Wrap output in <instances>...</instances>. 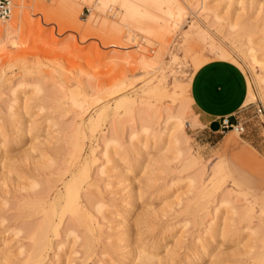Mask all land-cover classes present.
<instances>
[{"label":"rangeland","instance_id":"1","mask_svg":"<svg viewBox=\"0 0 264 264\" xmlns=\"http://www.w3.org/2000/svg\"><path fill=\"white\" fill-rule=\"evenodd\" d=\"M178 1L179 16L153 0H19L29 13L0 21V264L24 263L73 177L86 219L57 204L39 264H125L140 247L156 264H264V67L249 48L264 60V17L230 12L260 1ZM216 59L253 93L243 133L209 130L193 108V74ZM179 113L183 128L167 123Z\"/></svg>","mask_w":264,"mask_h":264},{"label":"bare ground","instance_id":"2","mask_svg":"<svg viewBox=\"0 0 264 264\" xmlns=\"http://www.w3.org/2000/svg\"><path fill=\"white\" fill-rule=\"evenodd\" d=\"M19 0H15V3H14V7H13V11L11 13V16L5 20H1V21H6L8 20L10 23L9 24H16L18 22V19L21 15L23 14H27L29 13V11H27V3H23V4H20V2L18 3ZM22 1V0H20ZM86 1H89V2H93L95 0H86ZM100 3L102 4H108V2L110 0H98ZM114 1V0H113ZM155 2V5L163 10H166L168 11L170 14H174L177 13V16L181 15L182 12V9L183 6L181 5V3H179L178 0H153ZM260 1V2H259ZM83 2V1H82ZM112 2V1H111ZM259 4L258 3H248L247 5H245V2L243 3V5L241 7L239 6H234L233 9L230 10V12L233 13H237V11L240 9H242L241 12L244 13H249L250 15H255V14H260L261 17L263 16L264 17V0H258ZM233 3V2H232ZM18 7V8H17ZM185 7V6H184ZM129 11H134V12H137V13H140L142 14L143 11H141V9H139L140 7L135 4V3H129L128 7H126ZM17 9V10H16ZM185 13V12H184ZM238 13H240V11H238ZM179 14V15H178ZM242 14V13H241ZM237 15V14H236ZM248 23V22H247ZM250 23V22H249ZM246 26V24H245ZM248 26L250 27L251 25L248 24ZM247 27V26H246ZM247 27V29L249 28ZM256 28V27H255ZM246 29V28H245ZM252 27L250 29H248V31L250 30V32L252 31L251 30ZM9 26L8 27H3L0 25V35H4L5 33L9 36L10 32L9 31ZM254 30V29H253ZM246 31V30H245ZM247 31V32H248ZM264 32V31H262ZM250 34V33H249ZM252 34H255L254 31L252 32ZM250 34V36L252 35ZM262 34V33H261ZM7 36V37H8ZM253 37V36H252ZM251 37V41L253 42V39L254 37L252 38ZM259 40V39H258ZM250 50H251V56H253L254 60H256L257 62H259L263 67H264V63H263V59L260 57V53L258 54L257 50H256V47L253 43V45L250 44ZM219 55L222 57V58H228V57H231V53L229 51H226V50H220V53ZM235 64L238 65L237 62H234ZM159 88H162V87H159ZM249 94H253L251 91L249 92ZM79 101V100H77ZM132 102L130 99H126L124 100V106H125V110L128 106V109L131 108L133 105H132ZM88 106V105H87ZM133 108V107H132ZM127 109V110H128ZM82 110V109H81ZM181 112V110H180ZM15 114V113H13ZM170 119H175L176 122L175 124L179 127H182L185 125L186 121L183 117V114L179 113L177 115H174L173 116H169L168 119H167V123L169 122ZM16 120V119H15ZM177 129V128H175ZM178 131V130H177ZM5 153V152H4ZM6 159V158H5ZM7 160V159H6ZM4 161V160H3ZM75 178L77 177H73L72 180L66 182V188H67V191L66 193L62 196V193H60L54 202H52L50 204L51 207H49V210L47 212H45V215H44V219L43 221H40V223L38 225V231H36V243H35V246L34 248L32 249V251L29 253V255L27 256V258H25L24 260L22 259V261H24L23 264H30L33 262L35 263H38L40 262L41 258L43 257L42 253L47 249L49 243L51 242V238L53 236H57L60 234V231H59V226L60 224L62 223L63 221V217L65 216V214L63 215L60 211L62 212H66L69 210V212L71 211V213L73 212L75 218L78 219L77 222H80V224L84 223V219H86V209L84 208V202L81 200L82 199V187L80 185H78L76 183V181L78 182V179L79 177L77 178V180L75 181ZM82 181V180H81ZM1 192V191H0ZM26 199V198H24ZM23 199V201H24ZM30 199V198H29ZM27 199V201L29 200ZM26 201V200H25ZM24 201V202H25ZM26 201V202H27ZM57 204L59 205V207H61L60 211L58 209ZM31 205V204H30ZM31 208V207H30ZM35 208V207H34ZM35 210V209H34ZM36 211V210H35ZM35 211H33L35 213ZM32 212V213H33ZM30 215V214H29ZM76 221V219H75ZM68 222V221H67ZM69 223V222H68ZM73 223V222H72ZM75 223V222H74ZM73 224H71V226H69V228L67 229L68 230V233L69 235L71 234V231L69 230H72L73 229ZM83 226V224H82ZM89 237V236H88ZM93 239H92V238ZM75 241L76 239H79V237H75L74 238ZM73 239V241H74ZM89 239V243L87 244V249L89 250L92 245L94 244V241L95 238L94 236H91L88 238ZM71 243H74L71 241ZM93 243V244H92ZM71 245V244H70ZM73 245V244H72ZM74 246V245H73ZM71 246V247H73ZM70 247V248H71ZM106 247V246H105ZM140 252L137 254V256H133L132 253H127L125 254V259L123 260V262L125 264H156L157 262L161 263L162 262V259L161 258H157L155 257V255L153 254V250H151V248H144V247H140ZM103 249V248H102ZM105 249V248H104ZM137 249V248H136ZM107 250V247L106 249ZM102 254H103V251H101ZM105 252V251H104ZM109 253V252H108ZM113 253V252H112ZM101 254V255H102ZM110 254V253H109ZM107 255L106 252L104 253V255L102 256H105ZM106 257V256H105ZM69 259V258H68ZM67 259V260H68ZM114 259V258H113ZM82 260V263L84 262L83 260H85L84 258L81 259ZM72 262V259H70V262L68 260V264H70ZM81 263V262H80ZM86 263V261H85ZM67 264V263H66Z\"/></svg>","mask_w":264,"mask_h":264},{"label":"crops","instance_id":"3","mask_svg":"<svg viewBox=\"0 0 264 264\" xmlns=\"http://www.w3.org/2000/svg\"><path fill=\"white\" fill-rule=\"evenodd\" d=\"M190 91L199 121L215 132L220 128L221 118L237 114L249 98L245 72L224 59L208 61L198 68Z\"/></svg>","mask_w":264,"mask_h":264},{"label":"built area","instance_id":"4","mask_svg":"<svg viewBox=\"0 0 264 264\" xmlns=\"http://www.w3.org/2000/svg\"><path fill=\"white\" fill-rule=\"evenodd\" d=\"M15 0H0V21L5 20L11 16L13 11ZM87 10H89L87 8ZM258 112L262 113L263 108L259 107ZM229 129L243 133L246 130V125L243 122V119L240 118L237 114L233 116H224L221 118L220 128L218 132H226Z\"/></svg>","mask_w":264,"mask_h":264}]
</instances>
